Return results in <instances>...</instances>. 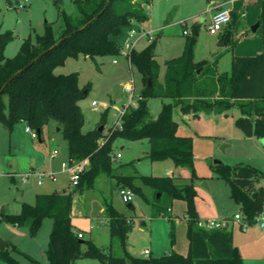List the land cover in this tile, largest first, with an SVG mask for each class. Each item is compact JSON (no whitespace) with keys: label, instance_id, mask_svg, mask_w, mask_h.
Masks as SVG:
<instances>
[{"label":"trees","instance_id":"obj_1","mask_svg":"<svg viewBox=\"0 0 264 264\" xmlns=\"http://www.w3.org/2000/svg\"><path fill=\"white\" fill-rule=\"evenodd\" d=\"M74 2L78 16L64 14L63 30L58 37L48 24L46 31L37 35L35 43L26 39L15 57L4 54L13 37L12 32L0 31V118L10 131L17 122H24L37 134L40 131V140L44 127L54 121L67 140L69 159H89V164L81 173L75 189L38 193L33 203L22 202L18 213H6L2 220L25 225L34 234L44 218H51L53 227L46 251L50 264H75L82 258L97 259L102 264H247L231 230L206 229L198 225L201 218L195 208L196 190L192 182L196 177L193 139L178 133L182 120L174 118V111L178 108L183 115L196 118L202 112L228 114L232 108L238 107L241 114L235 121L236 126L246 136L264 138V4L258 19L262 26L263 52L254 56H234L230 71L218 73L206 60H195L197 25L194 34L187 38L182 54L165 61L162 81L159 80L160 66L156 60L157 38L150 40L142 50L133 48L129 52L131 69L135 67L143 78L137 105L128 108L122 117L121 127L111 126L106 132L102 119L93 129L84 132L85 119L79 101L89 88L79 84L78 73L57 74L56 68L70 57L120 54L121 45L116 37L124 26L131 25L133 21L149 20L147 6L151 0ZM237 14L231 11V20L224 26L227 28L226 36L232 32L230 28ZM4 95L8 96V105ZM151 97L169 99L163 102L155 118L149 108ZM102 124L104 128L100 130ZM119 137L146 139L152 160L171 159L176 167L190 171L189 178L180 174L143 176L144 182L158 193V202L163 196L167 198V210L163 208L161 212L172 223V246L175 243L174 217L170 211L172 204L176 199L187 203L185 216L189 250L186 255L171 249L161 256L127 257V238L133 228L131 217L120 213L108 202L111 234L108 250L101 249L93 240H84L74 230V196L92 188L100 175L115 178L114 186L118 190L126 187L134 194L140 193L134 176L118 173L113 168V145ZM215 171L230 187L231 197L239 205L244 220L250 224L256 222L264 210V185L259 170L248 165L233 168L218 164ZM114 245L119 246L123 255L114 252ZM0 255L17 264L6 248L0 249Z\"/></svg>","mask_w":264,"mask_h":264},{"label":"rangeland","instance_id":"obj_2","mask_svg":"<svg viewBox=\"0 0 264 264\" xmlns=\"http://www.w3.org/2000/svg\"><path fill=\"white\" fill-rule=\"evenodd\" d=\"M15 1L0 0V31L10 30L13 35L4 50V54L11 58L19 53L26 39L35 43L37 35L44 33L48 24H51L58 37L63 30L64 14L78 16L74 0H30L23 6H18ZM209 2L151 0L147 6L150 19L145 22L133 21L131 25L124 26L116 37L121 45L120 53L130 50L126 43L132 38L136 39L133 48L144 49L150 39L140 35L143 31L152 32L153 39L157 38L156 60L160 66L159 80L162 81L166 70L165 61L182 54L187 38L195 32V25L198 27L195 60H206L218 73L231 70L234 56H254L263 52L262 26L259 25L253 30L259 21L262 1L257 5L259 10H253L256 12L254 15L252 5H247L244 1L238 3L242 5L245 16L237 12L229 36H226V26L216 34L209 31ZM132 29L136 31L135 36L131 34ZM184 30H187L186 34ZM115 58L116 63L113 62ZM55 72L78 73L79 84L89 88L86 96L79 101L85 119L84 132L93 129L102 119L105 121V131L110 130L120 110L130 101V94L124 89L126 82L132 79L135 81L133 102L138 100L143 87L141 73L135 67L131 69L128 56L124 54L95 58L84 55L70 57ZM4 100L8 105L7 95H4ZM93 101H97L98 105L93 106ZM168 101L169 99L161 97L149 99L150 112L154 118L160 112L163 102ZM240 114L239 108L234 107L228 114L202 112L195 118L191 115L186 117L176 108L174 118L182 120L178 133L193 139L196 177L192 182L196 190L195 208L200 218L211 220L230 216L228 229L233 232L245 263L264 264V227L260 226V222H254L244 230L239 221L232 219L235 213L240 212L242 216L243 213L232 199L230 187L215 171L218 164L233 168L248 165L259 170L261 183L264 185V138L244 135L235 124ZM26 127L24 122H17L10 131L0 118V238L12 242L6 249L17 264H50L46 251L53 227L51 218H44L34 234L25 225H14L2 220L4 214L1 211L4 206L8 213L19 212L21 202L33 203L38 193L62 192L76 188L71 186L70 172L63 168V162L68 161V143L61 129L58 130L59 126L54 121L46 125L42 140L39 137L34 138L26 131ZM55 149L58 153L53 157ZM113 153L121 155L113 160L115 171L134 176L135 184L140 187V193L134 194L135 213L126 207L119 190L112 186L111 181H116L115 178L102 174L95 180L92 188L75 194L72 211L74 230L82 232L84 240H93L101 249L108 250L111 243L108 202L120 213L131 217L132 229L137 234L134 237L136 240H141V235H144L141 234L142 228L148 233L153 230L159 237L158 252L164 250L172 229L171 220L161 212L163 208L167 210V198L163 196L158 202V193L144 182L143 176H159L173 161L152 160L146 139L128 140L119 137L113 145ZM11 169L17 172L16 181H12L8 174ZM33 172L36 175L40 172L46 174L42 183L38 182V177ZM23 173L32 175L23 182ZM50 173H55V179L50 177ZM204 181L208 187L203 185ZM174 202L172 207L179 214L187 207L184 200L176 199ZM113 250L116 254L123 255L118 245H114ZM188 250L189 244L186 240L184 255ZM129 256H136L135 252L128 251L127 257ZM77 263L102 264L100 260L92 258H82ZM0 264L13 263L0 255Z\"/></svg>","mask_w":264,"mask_h":264},{"label":"built area","instance_id":"obj_3","mask_svg":"<svg viewBox=\"0 0 264 264\" xmlns=\"http://www.w3.org/2000/svg\"><path fill=\"white\" fill-rule=\"evenodd\" d=\"M28 1H30V0H22V1L18 0L17 5L23 6ZM230 20H231V10L224 8V7H219L215 11V13H213V15L211 17V23H210L208 29L211 33L216 34L219 31H221L223 29V27L229 23ZM184 33L186 34L187 30H184ZM131 34H132V36H135L136 31L134 29H132ZM152 34H153L152 32H144L143 31L141 33L140 37L141 36H148L149 39L152 40L153 39ZM135 40H136L135 38H132L131 40H129L126 43V47L130 49L129 51L123 50L122 53H120V54L127 55L129 62H130L129 52L133 49V47L135 45ZM113 62L116 63L117 59L116 58L113 59ZM124 89L130 94V101L128 104L124 105V107L120 110L119 116H118L117 120L114 122L115 124L112 125L115 128L121 127V121H122L123 115L126 113V111L128 110L129 107L136 106L138 103V100L141 98V94H139L138 100L136 102H133V99L135 97V81L133 79L124 84ZM92 105L97 106L98 102L93 101ZM26 131L30 132L34 138L38 137V134L28 126L26 127ZM57 152H58V150L55 149L53 156ZM120 156H121L120 153H117L116 155L113 156V159H117ZM88 164H89V159H84L81 161H76L74 159H68V161L63 162L64 170L70 172V174H71V186L75 187L78 184L79 179H80V175ZM11 175L13 176L14 174H11ZM30 175H32V173L21 174V180L23 182L27 181V179L29 178ZM36 176L38 177V182L42 183L43 177L46 176V174L40 172ZM50 177L55 179V177H56L55 173H50ZM119 194H120L122 200L126 203L134 200V193L129 188L121 187L119 189ZM230 219L231 218H221V219H211V220L210 219H205V220L201 219L198 222V225L200 227H204L206 229H227L229 226V220ZM232 219L234 221H236V220L239 221L240 225L242 226V228L244 230H246L249 227L250 223H248L246 220H244V218L240 212L235 213L234 217ZM263 220H264V210L258 215V217L256 218V222H260V226L264 227V221ZM79 236L82 237L83 234L79 233ZM143 254L149 255L150 249H144Z\"/></svg>","mask_w":264,"mask_h":264},{"label":"crops","instance_id":"obj_4","mask_svg":"<svg viewBox=\"0 0 264 264\" xmlns=\"http://www.w3.org/2000/svg\"><path fill=\"white\" fill-rule=\"evenodd\" d=\"M243 1L247 5H250V6L252 5L253 6V9L251 8L252 12H253V15H254V13H256L255 12L256 9L259 10V8L257 6L258 3H260V1H262V3L264 4V0H212V1H210L208 3V5H209L208 9H211V17L213 15V13H215V11L219 7H224V8L230 9L232 12H235V13L238 12L239 14L241 13V15L245 16V13L242 10L243 9L242 5L238 4V3L243 2ZM15 2L17 3L18 0H16ZM253 10H255V11H253ZM148 14H149V12H148ZM149 19H150V14H149ZM186 117H187V115H186ZM55 155L53 157H55ZM68 159H69V153H68ZM16 173L17 172L14 169H11V170L8 171V174L12 178V181H16V175H17ZM11 174H14V175L12 176ZM177 174H180V175H182L185 178H189L190 177V174L187 171V169H184V168H181V167H175L172 162L170 163L169 167L165 170V172L163 174H160L159 176H165V175L175 176ZM111 184H112V186H114L115 185V181H111ZM174 204H175V202H174ZM21 205H22V202L20 204V208H21ZM236 205L239 208V205L237 203H236ZM170 211H171V213H172V215L174 217L175 243H174L173 246L171 245V236H170L169 239H168V242L166 244V248L164 250H160L158 252L159 249H158L157 245L159 243V237L157 236V234L153 233V230H150L149 233H148L145 229L142 228L141 229L142 230L141 234H144V235H141L139 233V235L142 236L141 240H138V238L136 240L134 237H136L137 234L135 233V229H132L131 232L129 233V241H127L128 251L135 252L136 256H143L144 255L143 254V250L144 249H150V254H152L154 256H161L164 253L170 251L171 249H173V250H175V251H177L179 253L184 254L185 253L184 252V243H185V241L187 240V244H189L188 239H186L187 227H188L187 226V218L185 216L186 209L183 210V212L181 214H179V212H176L173 207L171 208ZM14 213H18V212H14ZM223 218H230V216H225ZM219 219H221V218H219ZM143 225H146V222H143ZM77 233H82V232L78 231ZM145 236H147V237H145ZM83 237H84V234H83ZM132 238H134V240H132ZM3 241L8 243L7 246H9L10 243H12L9 239H6V238L3 239ZM234 241H235V239H234ZM235 244H236V242H235ZM75 264H77V262Z\"/></svg>","mask_w":264,"mask_h":264},{"label":"water","instance_id":"obj_5","mask_svg":"<svg viewBox=\"0 0 264 264\" xmlns=\"http://www.w3.org/2000/svg\"><path fill=\"white\" fill-rule=\"evenodd\" d=\"M108 2H109V0H108ZM108 2H107V4H108ZM259 25H260V22L258 21V22L256 23V25L253 27V30H256V29L259 27ZM39 56H40V55H39ZM39 56L36 57L35 59L39 58ZM19 73H20V71L17 72L14 76H16V75L19 74ZM14 76H13V77H14ZM13 77H12V78H13ZM12 78H11V79H12ZM148 82H149V84H151V83H150V79L148 80ZM86 92H87V91H86ZM103 128H104V125H103V124L100 125L99 129H100V130H103ZM59 129H60V127H58V130H59ZM38 134H40V131H38ZM203 185H205L206 187H208V185H207V183H206L205 181L203 182ZM126 207H127L129 210H131V211H133V212L135 213L136 207H135V204L133 203V201L126 203ZM1 213H3V214H6V213H7V209H6V207H3ZM80 241H81V242H84L83 239H81ZM7 245H8V243L5 242V241H3V239L0 238V249H5ZM77 264H78V263H77Z\"/></svg>","mask_w":264,"mask_h":264}]
</instances>
